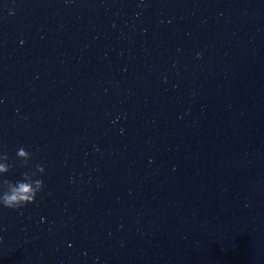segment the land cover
Wrapping results in <instances>:
<instances>
[{
  "label": "water",
  "instance_id": "1",
  "mask_svg": "<svg viewBox=\"0 0 264 264\" xmlns=\"http://www.w3.org/2000/svg\"><path fill=\"white\" fill-rule=\"evenodd\" d=\"M21 146L0 264H264V0H0Z\"/></svg>",
  "mask_w": 264,
  "mask_h": 264
},
{
  "label": "clouds",
  "instance_id": "2",
  "mask_svg": "<svg viewBox=\"0 0 264 264\" xmlns=\"http://www.w3.org/2000/svg\"><path fill=\"white\" fill-rule=\"evenodd\" d=\"M11 12V10H10ZM13 161L6 151L0 149V207L21 209L35 201L37 194L43 189L42 176L45 168L42 164H32V152L19 147ZM18 165L26 169L19 178L9 179L7 174Z\"/></svg>",
  "mask_w": 264,
  "mask_h": 264
}]
</instances>
